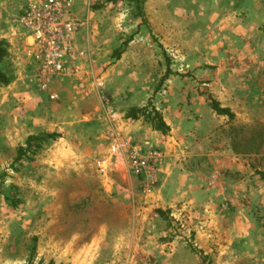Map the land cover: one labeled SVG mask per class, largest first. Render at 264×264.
I'll use <instances>...</instances> for the list:
<instances>
[{
	"label": "rangeland",
	"instance_id": "obj_1",
	"mask_svg": "<svg viewBox=\"0 0 264 264\" xmlns=\"http://www.w3.org/2000/svg\"><path fill=\"white\" fill-rule=\"evenodd\" d=\"M38 1L0 0V27L22 32ZM73 11L88 95L71 78L32 85L0 112V264H264V0H76ZM152 110L166 135L143 117ZM112 136L162 154L153 184Z\"/></svg>",
	"mask_w": 264,
	"mask_h": 264
},
{
	"label": "built area",
	"instance_id": "obj_2",
	"mask_svg": "<svg viewBox=\"0 0 264 264\" xmlns=\"http://www.w3.org/2000/svg\"><path fill=\"white\" fill-rule=\"evenodd\" d=\"M75 2L40 0L20 14L19 25L30 42L26 55L36 68V81L42 92L48 91L57 80L71 78L75 80L76 87L85 96L88 95L81 64V61H88V55L74 47V37L78 31L73 11ZM49 97L55 99L54 95ZM111 139L114 143L112 149L124 155L129 172L147 184L148 181L153 184L163 161L162 154L129 139Z\"/></svg>",
	"mask_w": 264,
	"mask_h": 264
},
{
	"label": "crops",
	"instance_id": "obj_3",
	"mask_svg": "<svg viewBox=\"0 0 264 264\" xmlns=\"http://www.w3.org/2000/svg\"><path fill=\"white\" fill-rule=\"evenodd\" d=\"M0 40L8 44V53L0 63V71L10 80V83L6 86L0 85V112L4 114L9 112L10 101H12L13 97L16 96V99L22 97L24 99L26 96L25 91L31 89L32 85H34V87L36 86L35 88L37 90V81L35 76L36 68L26 55V48L30 42L25 32H19L18 29L6 31L3 27H0ZM65 80L72 82L70 78H64L57 80L55 83ZM55 83L52 86H54ZM10 92H14V95L11 96ZM35 95H32V99L37 97V100L41 99L40 101L42 102L43 95ZM18 105L19 104L12 105V107ZM18 114L17 112L16 115Z\"/></svg>",
	"mask_w": 264,
	"mask_h": 264
},
{
	"label": "trees",
	"instance_id": "obj_4",
	"mask_svg": "<svg viewBox=\"0 0 264 264\" xmlns=\"http://www.w3.org/2000/svg\"><path fill=\"white\" fill-rule=\"evenodd\" d=\"M136 3H139L140 0H135ZM8 53V44L0 40V63L2 60L7 56ZM10 83V80L4 73L0 71V85L6 86ZM211 109L216 113L217 116H223V117H228L230 119H233V114L228 110L221 108L219 104L215 101L211 102ZM140 113L139 110H134L130 109L126 115V119H131V120H137L138 119V114ZM145 118L146 122L151 126L152 130L154 132L160 133L162 135H166L169 132V127L165 124L162 116L155 110H152L150 113L143 115ZM58 138L57 134H50V135H42V136H31L28 138V149L31 148V143H44L47 140H55ZM25 151L20 149L18 150V155L21 156L22 153ZM260 176V179L264 181V174H258ZM158 214L161 215V212H158Z\"/></svg>",
	"mask_w": 264,
	"mask_h": 264
}]
</instances>
